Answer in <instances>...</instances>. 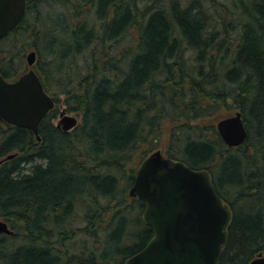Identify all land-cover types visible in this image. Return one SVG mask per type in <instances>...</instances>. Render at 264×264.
<instances>
[{"label":"trees","instance_id":"trees-1","mask_svg":"<svg viewBox=\"0 0 264 264\" xmlns=\"http://www.w3.org/2000/svg\"><path fill=\"white\" fill-rule=\"evenodd\" d=\"M31 50L55 104L39 140L0 119V264H121L144 247L128 189L166 132L163 153L206 168L230 209L219 264L264 255V0H26L0 74ZM60 101L80 116L70 130ZM234 106L247 134L227 146L215 122Z\"/></svg>","mask_w":264,"mask_h":264},{"label":"water","instance_id":"water-1","mask_svg":"<svg viewBox=\"0 0 264 264\" xmlns=\"http://www.w3.org/2000/svg\"><path fill=\"white\" fill-rule=\"evenodd\" d=\"M25 7L26 0H0V38L18 25ZM35 61L31 50L26 69L16 79L8 81L0 74V119L29 129L39 140L38 125L55 99L44 89ZM59 116L56 126L63 130L78 123L64 110ZM215 127L227 146H237L246 138L239 110L218 119ZM128 194L143 201V220L153 236L121 264H219L231 212L206 168L193 169L156 149L140 162ZM11 232L0 218V233ZM249 264H264V255L259 253Z\"/></svg>","mask_w":264,"mask_h":264},{"label":"rangeland","instance_id":"rangeland-1","mask_svg":"<svg viewBox=\"0 0 264 264\" xmlns=\"http://www.w3.org/2000/svg\"><path fill=\"white\" fill-rule=\"evenodd\" d=\"M56 108H57V115H56V117L54 118V123L56 124L57 123V121H58V119H59V112L61 111V110H64L66 113H68V114H70V115H73V116H76L77 117V120H78V122L80 121V116L78 115V114H76L75 112H69V111H66V109H65V105L60 101V102H58L57 103V105H56ZM222 110V115H231V114H233L234 113V111L235 110H237V108L234 106V107H231L230 109H227L226 110V108L224 107V108H222L221 109ZM217 121V120H216ZM215 124H216V122H215ZM167 125H165V131H167V127H166ZM167 132L166 133H164L163 134V136H162V138H161V144H160V146H164V148L162 149V150H164L165 149V146L167 145Z\"/></svg>","mask_w":264,"mask_h":264},{"label":"bare ground","instance_id":"bare-ground-1","mask_svg":"<svg viewBox=\"0 0 264 264\" xmlns=\"http://www.w3.org/2000/svg\"><path fill=\"white\" fill-rule=\"evenodd\" d=\"M8 227H9V226H8ZM9 228H10V227H9ZM10 229H11V228H10ZM11 231H12V229H11ZM12 232H13V231H12ZM12 232H11V233H12ZM11 233H10V234H11Z\"/></svg>","mask_w":264,"mask_h":264}]
</instances>
